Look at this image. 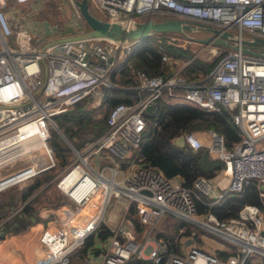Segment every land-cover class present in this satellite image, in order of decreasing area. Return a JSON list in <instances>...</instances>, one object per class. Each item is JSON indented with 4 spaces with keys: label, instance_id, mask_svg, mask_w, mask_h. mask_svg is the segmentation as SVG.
Listing matches in <instances>:
<instances>
[{
    "label": "built area",
    "instance_id": "1",
    "mask_svg": "<svg viewBox=\"0 0 264 264\" xmlns=\"http://www.w3.org/2000/svg\"><path fill=\"white\" fill-rule=\"evenodd\" d=\"M44 1L0 0V151L4 149L0 168L23 155L27 158L20 166L0 173V191L27 182L56 163L49 143L51 129L53 125L62 128L53 115L70 110L90 93L98 98L96 107L100 106L104 86L116 84L112 74L129 63L142 41L89 34L77 0H65L75 12L74 20L66 24L71 31L57 32V24L35 22L22 6L27 3L41 12ZM91 4L105 10L107 19L128 28L135 27L144 14L166 11L264 37V0H91ZM44 24L51 38L40 48L32 44V31H46ZM13 34L16 46L8 40ZM218 36L204 45H210V55L217 52ZM239 37H243L241 33ZM162 57L171 66L170 74L149 75L137 70L138 86L148 88V93L136 99L113 100L91 139L73 144L77 155L57 180L65 194L57 212L60 217L42 229L35 258L23 264H69L71 253L81 246L86 247L83 258L88 264H224L218 255L195 245L188 249L184 243V253L168 250L165 242L152 236L150 230L168 212L232 241L236 249L227 263L264 264V209L247 203L238 216L218 219L211 212L199 213L197 207L198 200L217 201L228 191L243 189L252 179L264 188V147L257 144L264 136V53L230 49L208 77L199 81H188L181 74L191 59L183 62L167 53ZM165 88L180 102L206 110L233 109V121L241 129V138L232 148L215 129L207 131L206 140L197 131L185 133L183 142L195 149L206 146L225 161L215 176L198 175L191 186L179 174L166 175L141 153L128 156L140 145L147 128V106H154ZM89 113L92 110L80 115ZM66 121L71 123L73 118ZM29 127L40 145L33 144L24 154L17 148L7 152L16 142L32 136ZM41 152L47 159H39ZM74 169L76 174L70 175ZM203 194L211 200L206 201ZM111 203L120 204L121 211L113 226L106 225L110 228L106 237H101L99 230L105 228L103 219ZM22 206L0 219V245L10 242L4 222ZM133 210L141 222L150 225L140 240ZM17 258L15 253L0 249V264H21Z\"/></svg>",
    "mask_w": 264,
    "mask_h": 264
},
{
    "label": "trees",
    "instance_id": "2",
    "mask_svg": "<svg viewBox=\"0 0 264 264\" xmlns=\"http://www.w3.org/2000/svg\"><path fill=\"white\" fill-rule=\"evenodd\" d=\"M54 1L58 2L57 0H50V5H54L56 9ZM90 8L93 13L98 15L91 5V2ZM45 9L46 6L41 12H44L47 17L52 16L53 20L55 13L49 14L45 12ZM98 16L105 18L100 15ZM164 16L158 15L154 17L166 18ZM147 17V14H144L140 17V20L146 19ZM194 39L196 37H193L189 31L181 32L172 30L156 31L143 37L141 44L130 58L129 63L122 64L114 72L117 73L115 76L114 73L112 74L113 81L121 84H139L140 80L136 74L137 70H143L149 75L170 74L172 69L170 64L163 59V53H167L173 58H180L183 62L191 59L181 68V74L188 81H199L201 77L207 78L215 65L227 55L230 49L234 48L228 43L217 41L215 42L217 52L208 55V57H202L198 54L199 47L195 48L190 45ZM245 45L249 49L255 46L253 44ZM249 49L244 51L248 52L247 50ZM105 92L106 90L104 94ZM232 113L233 109L223 108L218 111L206 110L190 102L174 100L169 89L165 88L163 93L157 97L152 109L145 111L147 128L140 145L133 152L131 151L128 156L141 153L151 164L161 169L166 175H181L184 183L188 186L193 184L198 175L213 177L223 169L225 161L220 157L214 156L208 147L201 146L195 149L186 142H182L181 138L188 131H197L200 134L206 135L209 129H215L223 134L226 146L232 148L241 138V129L234 123ZM99 120L101 118L95 121L93 116H89L88 114L76 115L73 117V122H79L81 125L74 126L69 121H66L64 123L65 134L71 141L80 144L81 137L88 133L85 124H87L90 131H93L97 127ZM49 143L54 148L56 163L48 169L37 173L31 180L25 182L26 184L21 186L20 189H16L14 191L15 193L11 194L8 198L0 195V219L9 214L10 205H23L20 212L15 213L13 217L8 218L4 222L6 232L18 231L22 225L26 226L25 222L14 225L13 218L16 221L17 218L29 217V223H32L34 220H42L43 218V220H46L48 218L40 215L39 208L46 204L59 205L65 201V194L57 185L60 173L55 178L52 177L57 165L65 164L67 166L70 163L71 160L65 152L67 148L69 149V145L63 138L54 137L52 130ZM11 187H7L0 194ZM201 197L206 201L211 200L205 194ZM247 203L257 204L264 209V188L260 186L257 179H252L241 190L234 192L228 191L217 201L203 202L198 200L197 207L199 213L211 212L218 219H226L232 216H238L242 207ZM168 213L162 219V226L157 230L153 227V230H150V234L156 239L165 242L168 250L184 253V242L181 240L182 236H194L199 232L197 227H201L179 216L182 222L177 219V227L173 231L170 227H167L166 219L170 215H178L171 212ZM52 214L50 213L51 216ZM132 214H134L133 218L135 219V230L142 237L150 228V225L146 222H141L134 210ZM104 227L99 230L101 237H106L110 230L105 224ZM90 240L91 237L88 243ZM226 244V249L219 252L222 259H227L236 249V245L232 241L227 240ZM85 252V246L74 250L71 253L72 259L69 264L82 262L81 260H84L83 256Z\"/></svg>",
    "mask_w": 264,
    "mask_h": 264
},
{
    "label": "rangeland",
    "instance_id": "3",
    "mask_svg": "<svg viewBox=\"0 0 264 264\" xmlns=\"http://www.w3.org/2000/svg\"><path fill=\"white\" fill-rule=\"evenodd\" d=\"M63 1H64L63 4H61L60 2L54 1V4L56 5V9H55L54 5H50V0H48V2H47V0L44 1L43 6L44 7L46 6L45 12H48L49 14L55 13V18L53 17V20H52V16H48L49 17L48 18L47 15L44 12L35 11L34 10V7L32 8L30 4L24 3V4H22V6L26 10V13L29 14L33 18V20L35 22H39V21L40 22L44 21L45 23L49 22V26L50 25L53 26V23L54 24H57L55 26V31L60 32V33H64V32L66 33V32H70L71 31V28H69L66 24H67V21L74 20V18H75V12L72 11V9H73L72 6H69L65 2V0H63ZM89 1L91 2V0H89ZM93 8H94V10L96 11V13L98 15L107 18V13H106L105 10L96 8L94 6H93ZM54 9H55V12H54ZM151 15L152 16H158L160 14L158 12H153V13H151ZM169 15H174V14L173 13H170ZM43 27H45V30L46 31H44V30L37 31L35 28L32 31V44L33 45H37L40 48H42L45 45L46 41H48L51 38V36H47L48 33H49L48 25L47 24H44ZM89 28H90L89 27V24H86V29L88 30ZM204 31H208V30H202L201 32H204ZM231 31H233L237 36L241 33L242 36L245 37V38H252V37L256 36V35L248 32L247 30H244V29L240 32V28L239 27H231ZM44 33H45V35H44ZM189 33L193 37H196V39H194L193 42L190 43V45L192 47H195V48H198L199 47V50L201 49L200 52L198 51V54L199 55H201L202 57H208V55H210L212 53L210 51L211 49L209 48L210 45H208V46H206L204 48V45L207 44V41H202L201 39H198L199 38L198 36L201 35V33L199 32V30L189 31ZM38 35H40V36H38ZM181 37H182V35H181ZM8 40L13 45H15V46L17 45V41L15 39V35L14 34L13 35H9L8 36ZM247 51L248 52L255 53V54L264 53V43L256 44L255 46H253V48H250ZM106 88L107 87L104 86V91L106 90ZM110 90L112 92V96H115L116 94H119V93L120 94L129 93L130 96L133 94V91L132 90H127V89L121 88V87H110ZM146 92H148L147 89H145V91H143V93H146ZM103 96H104V92H103ZM131 98H134L135 99V97H131ZM93 99H94V94L93 93H90L87 97H84L81 100H79L70 110H68L66 112L57 113V114H54L53 115L54 120L56 121L57 124H59L61 126L62 131H65L64 121L66 120V118L73 117L74 115H76L78 113H84L85 111L88 112V111H91L93 109V107H94V105H93ZM106 100H107L106 102H108V103H106L104 101L105 105L101 108L102 118H101L99 112H92L91 113L92 116H95V118H97V119H100L101 118L102 120H104V116L106 114V109L108 107V104L111 103V100L109 98H106ZM89 101H91V105L87 106V104H88ZM78 116H80V115H78ZM77 120H80V119H77ZM77 120H75V121H77ZM78 124L81 125V123H79V122H71V125H74V126H76ZM52 128L53 129H51V130L53 132L54 137H56V138H59V137L63 138L67 142V144L69 145V149L67 148L65 150V152H66L68 158L70 160H72L77 155V153H76V151L74 149V146L72 144H70L65 139V137L62 135V132L60 131L59 128H57L54 125H53ZM200 135L203 138V140H206L207 139V135H203V134H200ZM85 139H86V136L83 135L81 137V142L84 141ZM33 144L35 146L40 145V140L37 137H35V136L31 137L30 140H27L25 142H22L21 144H18L17 146H15L14 149H16V148L17 149H21V150L23 149L24 152H22V154H24L26 152H29L32 149L31 147L33 146ZM73 144L76 145V143H74V142H73ZM257 144L259 146H263L264 147V136H261V137H259L257 139ZM3 153L4 152L0 153V156H2ZM45 155L46 154L44 152H41V154L39 156V159L44 158ZM25 157H26V155H23L17 161H13L11 163L6 164V166L1 167L0 168V173L1 172H6V171H8V169H13V168H15L17 166H20V164H21L20 162H24L27 159ZM46 157H47V155H46ZM58 161H59V159H58ZM65 167H66L65 164H61V165L59 164V165H57L56 168H55V170H54V172H53V177L52 178H55L56 175L58 173L62 172ZM29 180H31V179H29ZM24 184H26V183L25 182H22V181L19 182V183H15L12 187L10 186L11 187L10 189H8L7 191L2 192V194H0V195L2 197H7L8 198L11 194L15 193L14 191L16 189H18V188L20 189V187L23 186ZM3 190H5V189H3ZM3 190H1V191H3ZM69 204L71 206H73L72 203H69ZM19 205L20 204L10 205V207H9V214L8 215L12 214L13 209L16 208V207H18ZM59 205L58 204L57 205L56 204L55 205L46 204V206L50 207L49 209H50L51 212H49V214L50 213H54L55 214V215L52 214V216L48 214V216L46 218H54V217L55 218L56 217L59 218L60 216H57V212L62 209L61 205L60 206ZM120 211H121L120 204H118V203L117 204L111 203L108 206V208L106 209V211H105V215H104V219H103V221H105L104 222L105 225L113 226L115 224V220L117 218V215L119 214ZM18 212H20V210ZM167 214H169V213H167ZM202 217L204 219H206L204 216H202ZM162 219L160 221H158L156 224H154V228L156 230L159 229L162 226V222H163ZM177 219H179L180 222H182V219L179 216L170 215V217H168L166 219L167 227H170L174 231L176 229V227H177L176 226V220ZM12 220H13L14 225H16L15 219L13 218ZM199 226L201 228H198L197 227V229H199L198 230L199 232L196 235H194V236H182V238H181L182 242L188 244L187 245V248L188 249L192 245H195V246L199 247L200 249H203V250H205L207 252H210V253H214V254L218 255L221 258V255H220L219 252L221 250H225L226 249V247H227L226 242H227V240L228 241H230V240L227 239L226 237L220 235V234H217L215 232H212V231L208 230L207 228H205V227H203L201 225H199ZM33 229H35V228H33ZM41 231H42V229H41ZM38 234H40V231H39ZM140 239H141V237L138 234V240H140ZM79 248H81V247H78L75 250H78ZM18 257L19 258H17L15 261H18L20 259V256H18ZM222 260H223V263L224 264H229V263H227V261H226L225 258H223ZM21 261H22L21 264H23V260H21ZM81 261L82 262H80L78 264H88L84 260H81ZM15 264H18V263H15Z\"/></svg>",
    "mask_w": 264,
    "mask_h": 264
},
{
    "label": "water",
    "instance_id": "4",
    "mask_svg": "<svg viewBox=\"0 0 264 264\" xmlns=\"http://www.w3.org/2000/svg\"><path fill=\"white\" fill-rule=\"evenodd\" d=\"M78 6L82 12V15L89 24L90 29L87 30L89 34L98 36H110L117 39H131V38H143L156 31H194V30H208L211 35L203 37L202 41H209L215 34H218V41L228 43L234 48L249 49L245 44H261L264 43V37L254 36L252 38H245L237 36L233 31L225 28H221L211 23H206L197 20H190L179 16H170L166 18H157L154 16H148L146 19L139 20L135 27H125L121 22L116 20H110L107 18H101L90 8L89 0H77ZM68 36L62 37L66 38ZM70 37V36H69ZM153 104L150 103L147 106V110H151ZM60 129V128H59ZM62 135L65 139L73 145L70 139L67 137L64 131ZM183 142V138H181ZM30 218H25V225L29 224ZM6 230V226L3 227ZM192 264V263H190Z\"/></svg>",
    "mask_w": 264,
    "mask_h": 264
},
{
    "label": "crops",
    "instance_id": "5",
    "mask_svg": "<svg viewBox=\"0 0 264 264\" xmlns=\"http://www.w3.org/2000/svg\"><path fill=\"white\" fill-rule=\"evenodd\" d=\"M170 13H172V12H166V11L159 12L160 15H165L164 17H170L169 16ZM172 16H175V14L172 15ZM116 74L117 73H114V76ZM202 79H205V77H201L199 80H202ZM110 87H121V88H125L127 90H132L133 91V94L130 96L129 93H123V94H120L119 93V94H116V95L114 94L115 96H112V92L110 90ZM145 89H147L149 91L148 88H140L138 86V84H130V83L129 84H121V83L119 84V83H116L115 85H112V86L107 87L106 92L104 94V97L109 98L111 100V102L113 100H115V99H120V98L134 99V98H131V97H135V99H136L137 97H139L141 95H145V94L148 93V92L143 93V91H145ZM103 92H104V88H103ZM103 92L101 94L102 97H103ZM104 97L102 98V103L98 107H96V105L98 103L97 102L98 101L97 100L98 98L94 97V99H93V105H94V107L92 109V112H99L101 118H102L101 108L105 105L104 101L105 102L107 101ZM106 103H108V102H106ZM109 104H108V107L106 109V113L108 112ZM77 115H80V113H78ZM81 115H84V114H81ZM88 115L89 116H92L91 113H89ZM74 116H76V115H74ZM93 118L95 119V121L98 120L97 118H95V116H93ZM103 121L104 120H102V119L99 120L98 121V125H97L96 128L100 127L103 124ZM85 125H86V127L88 129V133L85 134L86 139L84 141H82L78 145H81L84 142H87L89 139H91L90 137L95 133V131H90L89 130L87 124H85ZM49 208L50 207H48L46 205L41 206L39 208L40 215L43 216V217H47L48 214H49V212H51ZM43 219L42 220H34L32 223H29L28 225L30 227L28 225H26V226L22 225V227L19 228L18 231H14V232H11L10 231V232H8L7 233L8 234L7 235L8 236V239H12V240H11L10 243H7V244H4L3 245L4 246L3 251H8L10 253H15L17 256H20V259L23 260L24 263H26L27 261H32L35 258L36 253H37V250H38L37 249V246L39 244V234H38L39 231L41 232V229H43L46 225H49V224H52L53 222H56V218L55 217L54 218H48L46 220H43ZM33 228H35V229H33ZM12 234H15L16 236L13 237Z\"/></svg>",
    "mask_w": 264,
    "mask_h": 264
},
{
    "label": "bare ground",
    "instance_id": "6",
    "mask_svg": "<svg viewBox=\"0 0 264 264\" xmlns=\"http://www.w3.org/2000/svg\"><path fill=\"white\" fill-rule=\"evenodd\" d=\"M27 130H28L29 133H31V135H32L31 137H33V136L37 137V135L34 133L35 131H34V129H33L32 127H29ZM31 137L27 138L26 140H21V141L16 142L15 145H14V147H13V148H10V149H8V150H9V151H10V150H13V149L15 148V146H17L18 144H21L22 142H25V141H27V140H30ZM37 138H38V137H37ZM39 140H40V139H39ZM70 141H71V140H70ZM71 142H73V141H71ZM8 150H7V151H8ZM2 152H4V149L0 151V153H2ZM45 157H46V155H45ZM45 157H44V158H41L40 160L43 161V160L47 159V157H46V158H45ZM74 174H76V169H74V170L71 172L70 175H74ZM12 236L14 237V236H16V235H15V234H12ZM11 240H12V239H8V241H10V242H11ZM10 242H9V243H10ZM3 245H4V244H1V245H0V249H3V248H4Z\"/></svg>",
    "mask_w": 264,
    "mask_h": 264
},
{
    "label": "flooded vegetation",
    "instance_id": "7",
    "mask_svg": "<svg viewBox=\"0 0 264 264\" xmlns=\"http://www.w3.org/2000/svg\"><path fill=\"white\" fill-rule=\"evenodd\" d=\"M169 16H172V15H169ZM176 16V15H175ZM202 30H199V32L201 33V35L200 36H198L199 37V39H202L203 37H206V36H208V35H211V32H209V31H204V32H201ZM25 222V218H17V220H16V223L17 224H19V223H24Z\"/></svg>",
    "mask_w": 264,
    "mask_h": 264
},
{
    "label": "clouds",
    "instance_id": "8",
    "mask_svg": "<svg viewBox=\"0 0 264 264\" xmlns=\"http://www.w3.org/2000/svg\"><path fill=\"white\" fill-rule=\"evenodd\" d=\"M73 143V142H72Z\"/></svg>",
    "mask_w": 264,
    "mask_h": 264
}]
</instances>
